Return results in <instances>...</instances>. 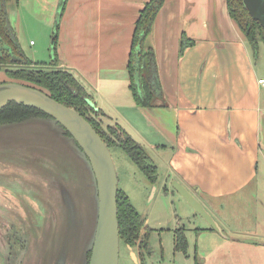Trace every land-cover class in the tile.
Segmentation results:
<instances>
[{"label":"crops","instance_id":"crops-1","mask_svg":"<svg viewBox=\"0 0 264 264\" xmlns=\"http://www.w3.org/2000/svg\"><path fill=\"white\" fill-rule=\"evenodd\" d=\"M147 1L18 0L9 15L23 42L17 26L21 7L34 8L49 26L62 12L60 66L79 79L106 118L124 126L137 115L156 125L166 137V143L157 144L159 150L174 151L165 158L166 183L177 179L210 203L249 196L254 187L258 192L263 184L254 182L264 170V86L259 79L264 77L257 75L227 0L166 1L151 41L167 105L153 108L136 105L127 68L135 22ZM183 33L195 43L180 55ZM209 228L202 227L203 233H211ZM133 259L141 264L137 255Z\"/></svg>","mask_w":264,"mask_h":264},{"label":"rangeland","instance_id":"rangeland-1","mask_svg":"<svg viewBox=\"0 0 264 264\" xmlns=\"http://www.w3.org/2000/svg\"><path fill=\"white\" fill-rule=\"evenodd\" d=\"M14 1L8 0L9 13ZM33 9L18 10L20 44L29 59L51 63L62 12L49 26ZM249 50L257 75L264 77V45H260L257 57L251 47ZM0 71L6 82L12 81L4 68ZM139 118L132 115L130 122L124 120V127L142 142L152 163L159 167L157 183L152 185L120 147L110 151L118 186L146 219L142 234L150 230L151 253L145 254L146 263L264 264V245L243 243L249 235L258 244L264 243V170L254 182L263 187L258 186V192L255 187L247 191L249 196L210 203L195 193L226 235L221 234L172 183H166V160L174 151L159 150L157 144L166 143V137L154 123ZM98 119L105 127L115 124L103 115ZM97 217V185L89 160L54 119L31 118L0 125V264H10L11 249L20 251L15 258L20 264H88L87 251L93 245ZM181 226L186 228L187 254L175 248V230ZM202 227H210L211 233H203ZM17 235L26 236L23 248ZM130 250L120 241L119 264H136Z\"/></svg>","mask_w":264,"mask_h":264},{"label":"trees","instance_id":"trees-1","mask_svg":"<svg viewBox=\"0 0 264 264\" xmlns=\"http://www.w3.org/2000/svg\"><path fill=\"white\" fill-rule=\"evenodd\" d=\"M166 1H147L139 11L135 22L127 68L129 87L136 105L140 107L153 108L167 105L160 84L156 51L151 41L156 18ZM227 2L231 18L246 38L249 47L253 49L254 56L257 57L260 45H264V25L251 17L243 0H227ZM17 3L18 0L16 5ZM57 41L58 36L54 40L51 63L33 62L22 48L16 29L10 20L8 0H0V70L4 68L10 80L40 88L54 99L75 108L91 123L110 149L120 147L124 150L149 182L155 185L158 181V167L152 163L148 150L120 123L103 126L98 116L103 115L104 112L100 109L96 110V107L91 105L89 100L92 96L79 79L71 71L60 66ZM194 43L195 40L183 33L179 54L183 55ZM31 118L54 119L36 107L16 101H10L0 108V125L23 122ZM56 123L72 138L61 124ZM75 143L78 145L76 141ZM117 204L120 241L133 247L136 240L142 236L141 253H151L150 230L141 234L146 219L134 206L128 193L120 187H118ZM16 240L21 248L26 245L25 235H17ZM175 248L185 254L188 253L189 242L185 227L181 226L175 230ZM17 256H20V251L11 249L9 263L14 264L18 261L17 264H20L21 260L15 259ZM90 256L91 249L87 251L88 264Z\"/></svg>","mask_w":264,"mask_h":264},{"label":"water","instance_id":"water-1","mask_svg":"<svg viewBox=\"0 0 264 264\" xmlns=\"http://www.w3.org/2000/svg\"><path fill=\"white\" fill-rule=\"evenodd\" d=\"M243 1L251 17L264 25V0ZM13 3L16 4V0ZM10 101L24 103L49 114L78 143L89 160L97 185L98 217L89 264H119L120 239L117 204L119 179L110 148L80 112L54 99L40 88L15 81L1 82L0 108ZM89 102L96 107V110L100 109L92 100ZM172 185L209 223L211 228L221 234L224 233L218 221L190 189L177 179L173 180ZM245 241L257 243L252 238H247ZM130 249L133 252V247Z\"/></svg>","mask_w":264,"mask_h":264},{"label":"flooded vegetation","instance_id":"flooded-vegetation-1","mask_svg":"<svg viewBox=\"0 0 264 264\" xmlns=\"http://www.w3.org/2000/svg\"><path fill=\"white\" fill-rule=\"evenodd\" d=\"M141 234H142V232H141ZM141 242H142V236L140 237V238H138L137 240H136V244H135V246H133V248L135 247L136 248V252H137V256H138V260H140L141 261V264H147L146 263V260H145V254L147 253V252H144V253H141ZM129 248L130 247H132V246H130V245H127ZM140 258V259H139Z\"/></svg>","mask_w":264,"mask_h":264},{"label":"built area","instance_id":"built-area-1","mask_svg":"<svg viewBox=\"0 0 264 264\" xmlns=\"http://www.w3.org/2000/svg\"><path fill=\"white\" fill-rule=\"evenodd\" d=\"M259 82L264 86V78L259 79Z\"/></svg>","mask_w":264,"mask_h":264}]
</instances>
